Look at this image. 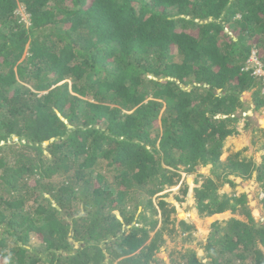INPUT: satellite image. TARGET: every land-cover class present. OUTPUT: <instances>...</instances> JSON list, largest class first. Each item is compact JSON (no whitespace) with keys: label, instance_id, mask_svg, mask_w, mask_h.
Returning a JSON list of instances; mask_svg holds the SVG:
<instances>
[{"label":"trees","instance_id":"trees-1","mask_svg":"<svg viewBox=\"0 0 264 264\" xmlns=\"http://www.w3.org/2000/svg\"><path fill=\"white\" fill-rule=\"evenodd\" d=\"M254 48L264 66V0H0V264H163L176 211L159 202L148 242L152 197L182 167L264 188V156L221 160L244 94L264 107ZM196 195L201 214L245 220L212 225L210 263L182 248L179 264H264L247 197L210 176Z\"/></svg>","mask_w":264,"mask_h":264},{"label":"rangeland","instance_id":"rangeland-1","mask_svg":"<svg viewBox=\"0 0 264 264\" xmlns=\"http://www.w3.org/2000/svg\"><path fill=\"white\" fill-rule=\"evenodd\" d=\"M18 12L22 17V22L26 24V27H29V16L26 14L24 6L20 5ZM28 49L29 46H27V50ZM254 52L257 53L255 48L252 50L249 59H251ZM28 56V52L25 51L20 62L24 61ZM247 64V67L250 69L255 67L254 63H248L247 61ZM262 94H264V85ZM243 100L247 102V110H240L238 112V117H240V122L236 124V130L238 133L232 137H229L225 141L221 160L225 161L228 156L235 153H240L242 154V159H249L255 163H259L262 161L264 156V151L262 148V144L264 143V135L263 133L258 132L257 129L259 128L264 130V123L262 124L264 120V107L259 110H255L253 92L245 93ZM179 171L181 176L175 187L161 191L152 197V203L157 209L158 220H160V222L157 228L151 231L148 242L154 238L156 232L161 226L162 219L159 215V202L164 201L168 203L170 207L174 208L176 211V214L172 215V220L174 223L173 225L168 226V231H166L164 234V245H161L160 251L156 255V257H158L160 260H163V264H179L182 262L180 261L182 248L197 252L198 256L204 259V262L210 263L212 258L209 257V252L206 251L205 246L207 244V238L212 232V225L215 222L223 223L229 221L230 219L245 220V217H243L241 213L234 214L231 211L210 217L206 216L204 213L201 214L198 211L196 207V194L198 190L202 189L203 179L207 176L212 177L217 182L220 193L236 194L237 196L245 195L248 201L247 204L251 209L252 216L254 217L255 221L260 225H264V204L262 203V200L264 199V188L263 183L258 180L256 174H253V176L250 178L240 177L231 173L226 177H224L222 174L217 176L215 175V170H213L211 165L202 166L194 172H188L184 167H182ZM228 180L231 181L233 185H231ZM49 181L52 183H60L63 181V178L55 177ZM141 193L142 195H138L136 199L137 203H139L138 205L144 207V204L146 203L145 200L148 199L147 191ZM135 203L132 204L131 210H133L134 205L137 204ZM116 214L120 219H122L119 213ZM145 214L146 217H149V210H146ZM181 221H185L193 229L191 231L183 229L180 226ZM172 227L174 228L175 232L174 234L170 235L169 231L173 229ZM150 229L151 228L148 227L149 231ZM189 235L191 237L189 240H186L188 239L187 237ZM33 240L37 241L35 237ZM213 254H216V252ZM214 258H219V256L216 254ZM113 264H117V262H114Z\"/></svg>","mask_w":264,"mask_h":264},{"label":"built area","instance_id":"built-area-1","mask_svg":"<svg viewBox=\"0 0 264 264\" xmlns=\"http://www.w3.org/2000/svg\"><path fill=\"white\" fill-rule=\"evenodd\" d=\"M248 63H254L255 67L254 68H248L246 67L245 70H252L253 75L255 77H259L262 79L263 84H264V66L263 64L259 61V59L257 58V53L254 52V54L252 55L251 59L248 60ZM248 66V64H247Z\"/></svg>","mask_w":264,"mask_h":264},{"label":"bare ground","instance_id":"bare-ground-1","mask_svg":"<svg viewBox=\"0 0 264 264\" xmlns=\"http://www.w3.org/2000/svg\"><path fill=\"white\" fill-rule=\"evenodd\" d=\"M258 115V114H257ZM250 117V116H249ZM251 119V118H250ZM264 123V120H263V122H262V124ZM256 125V124H255Z\"/></svg>","mask_w":264,"mask_h":264}]
</instances>
